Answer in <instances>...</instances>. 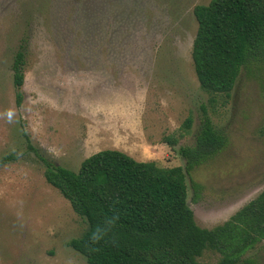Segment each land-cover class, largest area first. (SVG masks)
I'll use <instances>...</instances> for the list:
<instances>
[{"label":"rangeland","instance_id":"obj_1","mask_svg":"<svg viewBox=\"0 0 264 264\" xmlns=\"http://www.w3.org/2000/svg\"><path fill=\"white\" fill-rule=\"evenodd\" d=\"M211 1L0 0V264H87L69 246L87 224L47 183L41 157L77 172L116 149L185 167L179 149L209 117L227 145L187 175L197 224H223L264 190V65L244 67L229 97L204 92L195 72L194 8ZM240 264H264V242Z\"/></svg>","mask_w":264,"mask_h":264},{"label":"trees","instance_id":"obj_2","mask_svg":"<svg viewBox=\"0 0 264 264\" xmlns=\"http://www.w3.org/2000/svg\"><path fill=\"white\" fill-rule=\"evenodd\" d=\"M194 15L192 59L200 86L214 98L229 97L244 67L264 65V0H212L197 5ZM25 60L21 48L12 66L18 106L24 100ZM192 123L189 117L185 130ZM226 145V137L205 117L196 144L179 149L185 167H160L116 149L86 158L77 172L41 157L47 183L87 224L69 246L87 264H205L207 252L220 256L214 264H240L264 242V190L213 229L197 224L188 203L187 175ZM9 159L15 158L4 163Z\"/></svg>","mask_w":264,"mask_h":264}]
</instances>
